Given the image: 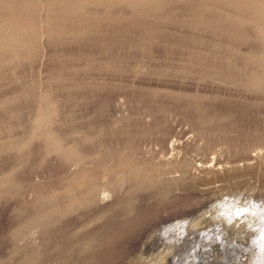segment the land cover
I'll return each mask as SVG.
<instances>
[{
	"label": "rangeland",
	"instance_id": "obj_1",
	"mask_svg": "<svg viewBox=\"0 0 264 264\" xmlns=\"http://www.w3.org/2000/svg\"><path fill=\"white\" fill-rule=\"evenodd\" d=\"M263 216L264 0H0V264H264Z\"/></svg>",
	"mask_w": 264,
	"mask_h": 264
},
{
	"label": "bare ground",
	"instance_id": "obj_2",
	"mask_svg": "<svg viewBox=\"0 0 264 264\" xmlns=\"http://www.w3.org/2000/svg\"><path fill=\"white\" fill-rule=\"evenodd\" d=\"M222 205V204H221ZM227 205V204H226ZM225 207V206H223ZM222 207V208H223ZM221 208V207H220ZM258 209V208H257ZM223 209H221L222 211ZM232 211V210H231ZM230 211V213H231ZM244 211V210H243ZM259 211V210H258ZM261 212V211H260ZM233 213V212H232ZM231 213V214H232ZM236 213V212H235ZM243 213V212H242ZM237 214V213H236ZM239 214V212H238ZM250 215V214H249ZM261 215V213H260ZM259 215V216H260ZM236 216V215H235ZM234 216V217H235ZM258 216V217H259ZM251 217V215H250ZM249 217V218H250ZM255 217V216H254ZM264 217V216H263ZM252 218V217H251ZM237 219V218H236ZM235 219V220H236ZM231 219H229L230 221ZM234 220V219H233ZM221 222V221H220ZM220 222H216V223H210L208 225V227H206L205 229H203L205 231V233H203L202 231L203 230H190L189 228H183V227H178V228H169L168 230H166V232H164L163 234L160 235V237L164 238L163 241H165V243L167 242L168 244L172 245V246H175L176 243H174L173 241H171L170 239H176L178 238L180 242H183L185 240L188 241V239H190L191 237H197L198 235H200L201 233L204 234V236L206 235L205 237V240H203V243H201L203 246V248H205L206 250H211L213 253H218L219 250H224L226 248V250H231V251H234V250H238V248H241L243 246L245 241L247 240H253V239H256L258 238L259 235L261 232H254L251 231L249 233L248 236H244L242 235V233L240 232V230H236V226H239V223L238 222H233V221H230V222H227L225 224L224 223H220ZM182 228V229H181ZM201 237V236H200ZM204 238V237H203ZM198 239V238H197ZM260 239V238H259ZM177 241V240H176ZM190 242V240H189ZM188 242V243H189ZM166 243V244H167ZM187 244V243H186ZM191 244V243H190ZM199 245V244H198ZM261 245L264 246V242H260V247ZM171 246V247H172ZM182 246V245H181ZM184 246V245H183ZM241 246V247H240ZM255 246V245H254ZM238 247V248H237ZM249 248H252V247H249ZM170 249V248H169ZM184 249V248H182ZM200 249V248H199ZM240 250V249H239ZM174 251V250H173ZM263 251V250H262ZM242 252V251H241ZM197 254H200V253H197ZM212 254V253H211ZM221 254V253H220ZM262 254V253H261ZM240 255V254H239ZM259 255V254H258ZM211 256V255H210ZM261 256V255H259ZM217 257V256H216ZM241 257V255H240ZM196 258V257H195ZM262 258V257H261ZM212 259V258H210ZM221 259V258H220ZM194 260V259H193ZM240 261L242 259H239ZM238 260V261H239ZM192 262V261H191ZM204 262V260H203ZM244 262V261H242ZM215 263V262H214ZM238 263V262H237Z\"/></svg>",
	"mask_w": 264,
	"mask_h": 264
}]
</instances>
